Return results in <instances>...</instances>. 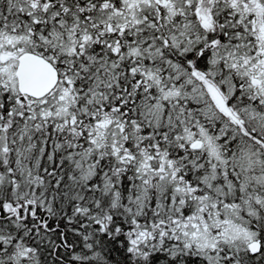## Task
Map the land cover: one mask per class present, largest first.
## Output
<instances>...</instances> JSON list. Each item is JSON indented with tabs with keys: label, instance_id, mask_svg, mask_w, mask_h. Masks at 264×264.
Instances as JSON below:
<instances>
[{
	"label": "snow or ice",
	"instance_id": "1",
	"mask_svg": "<svg viewBox=\"0 0 264 264\" xmlns=\"http://www.w3.org/2000/svg\"><path fill=\"white\" fill-rule=\"evenodd\" d=\"M0 264H264V0H0Z\"/></svg>",
	"mask_w": 264,
	"mask_h": 264
}]
</instances>
